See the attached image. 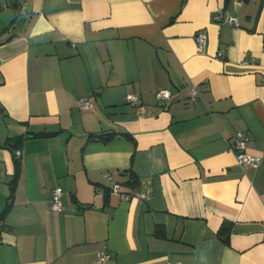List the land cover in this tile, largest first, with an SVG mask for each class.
Here are the masks:
<instances>
[{"label":"crops","instance_id":"obj_1","mask_svg":"<svg viewBox=\"0 0 264 264\" xmlns=\"http://www.w3.org/2000/svg\"><path fill=\"white\" fill-rule=\"evenodd\" d=\"M13 181L0 264H264V0H0V216Z\"/></svg>","mask_w":264,"mask_h":264},{"label":"built area","instance_id":"obj_2","mask_svg":"<svg viewBox=\"0 0 264 264\" xmlns=\"http://www.w3.org/2000/svg\"><path fill=\"white\" fill-rule=\"evenodd\" d=\"M21 9L23 10L24 7H22ZM214 20L226 22V23L231 24L233 26H238L237 19L234 17H231V16L222 18L219 15H217V16H214ZM195 40H196V44H197V51L199 53H203L205 48H206V45H207L206 35L199 32L195 35ZM218 56L221 57L222 53L220 52L218 54ZM199 96H200V94H199L198 88L196 86H192L191 88H189L188 99L191 102L196 101L199 98ZM172 97H173L172 92L170 90H167V89H160V90H157L155 92V98L158 101V103H160V104H166L167 102H169L172 99ZM125 100L128 103L137 106L136 110L138 112L142 111V107L139 105V98L137 95L128 93L125 96ZM78 105L80 108H82L84 110H89L92 108V101L89 98L84 97V98H81L79 100ZM247 142H248V137L242 132H239L234 136L233 151L235 154V158H236L237 163L243 167H249V166L257 165L260 162L259 158L251 156V155L246 153L245 150H246ZM16 156H18V157L20 156L19 151L16 152ZM112 191L115 193L122 194V196L126 200H128L132 197H139L140 196V194L138 192H133L132 194L121 193V185L118 183L113 184ZM62 195H63V191L61 188L57 187V188L52 190V193H51V209L56 214L63 212ZM107 258H108V256H106L105 254H103V253L100 254L101 260H104Z\"/></svg>","mask_w":264,"mask_h":264},{"label":"trees","instance_id":"obj_3","mask_svg":"<svg viewBox=\"0 0 264 264\" xmlns=\"http://www.w3.org/2000/svg\"><path fill=\"white\" fill-rule=\"evenodd\" d=\"M50 135V134H48ZM129 180L128 182L126 183L127 185H130V186H133L135 184V180H134V176L132 173H129ZM14 182H12L11 184V188H10V198H9V201H8V204L6 205V208L4 210V212L2 213V215L0 216V218L9 210V207H10V200H11V195L13 193V185H14ZM230 230H231V226L229 224H224L220 227V229L217 231V237L219 239H221L222 241L224 242H227L228 241V236L230 234Z\"/></svg>","mask_w":264,"mask_h":264}]
</instances>
